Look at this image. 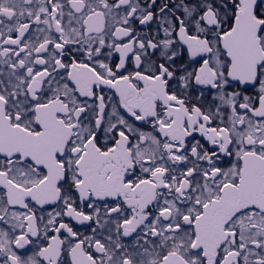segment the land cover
I'll return each mask as SVG.
<instances>
[{
	"label": "snow or ice",
	"instance_id": "1",
	"mask_svg": "<svg viewBox=\"0 0 264 264\" xmlns=\"http://www.w3.org/2000/svg\"><path fill=\"white\" fill-rule=\"evenodd\" d=\"M0 264H264V0H0Z\"/></svg>",
	"mask_w": 264,
	"mask_h": 264
}]
</instances>
